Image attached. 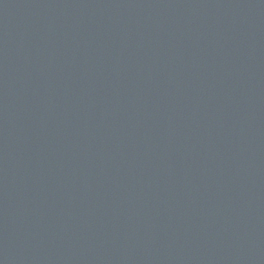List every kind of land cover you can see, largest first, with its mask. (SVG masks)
Listing matches in <instances>:
<instances>
[{"label":"water","instance_id":"1","mask_svg":"<svg viewBox=\"0 0 264 264\" xmlns=\"http://www.w3.org/2000/svg\"><path fill=\"white\" fill-rule=\"evenodd\" d=\"M0 264H264V0H0Z\"/></svg>","mask_w":264,"mask_h":264}]
</instances>
